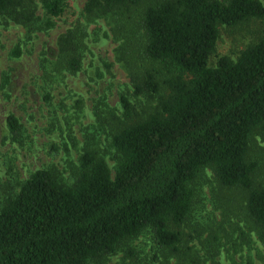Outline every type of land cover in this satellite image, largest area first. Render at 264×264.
<instances>
[{
    "label": "trees",
    "instance_id": "1",
    "mask_svg": "<svg viewBox=\"0 0 264 264\" xmlns=\"http://www.w3.org/2000/svg\"><path fill=\"white\" fill-rule=\"evenodd\" d=\"M39 3L43 17L34 15L36 0H0V15L28 33L51 27L64 0ZM84 13L111 19L120 41L115 57L130 87L119 94V115L105 97L95 100V122L69 166L48 163L0 193V264H106L117 253L134 259L142 249L133 241L148 233L158 251L148 264L197 263L187 243L207 231L204 241L214 246L223 227L209 219L195 223L194 234L183 229L207 168L218 187L242 195L219 201L212 212L221 210L223 221L239 207L264 246V173L256 153L264 149V29L236 59L221 55L209 63L220 26L264 19V3L86 0ZM85 35L80 27L67 29L56 58L41 59L45 101L64 71L80 70ZM12 54L20 55L18 44ZM106 112L117 123L101 145ZM5 124L9 139L22 144L19 119L9 113Z\"/></svg>",
    "mask_w": 264,
    "mask_h": 264
},
{
    "label": "rangeland",
    "instance_id": "2",
    "mask_svg": "<svg viewBox=\"0 0 264 264\" xmlns=\"http://www.w3.org/2000/svg\"><path fill=\"white\" fill-rule=\"evenodd\" d=\"M36 1L34 15L43 17L39 0ZM85 2L64 0L63 12L52 19L53 25L47 28L41 25L42 29L31 33L23 24L0 15V193L14 187L16 179H24L31 171L48 163L53 162L60 168L69 166L68 157L74 161L81 151L85 128L95 122L93 104L96 99L105 97L108 106L120 114L119 94L130 87L126 69L115 57L120 41L116 39L110 18H91L84 13ZM73 27H80L86 33L81 68L75 74L64 71L61 80L48 86L51 99L47 102L43 97L41 59H55L58 38ZM263 29L262 18H251L235 27L221 25L209 63L214 65L221 55L236 59L240 50L256 41ZM17 44L20 55L14 56L12 49ZM154 101L151 100L152 104ZM142 105L136 107L139 109ZM9 113L14 114L24 128L22 144L12 142L7 135L5 120ZM116 123L107 112L102 116L101 145L106 143ZM261 145L264 147V142ZM256 153L263 174L264 149H256ZM106 158L111 166L113 160ZM198 182L192 216L184 224V231L194 234L190 230L195 223L206 224L209 219L221 222L223 227L214 246L204 241L207 231L201 233L200 239L187 243L194 247L197 255V263L193 264H264V246L240 208L233 207L223 221L221 210L212 212L214 204L239 200L241 192L218 187L208 168ZM133 245L142 249L137 258L117 253L110 256L106 264H135L136 259L148 264L152 255L158 254L149 233L135 239ZM174 262L175 258H171L170 263Z\"/></svg>",
    "mask_w": 264,
    "mask_h": 264
}]
</instances>
